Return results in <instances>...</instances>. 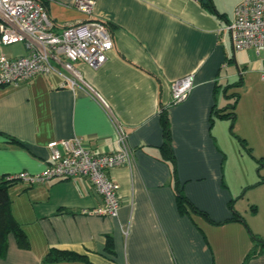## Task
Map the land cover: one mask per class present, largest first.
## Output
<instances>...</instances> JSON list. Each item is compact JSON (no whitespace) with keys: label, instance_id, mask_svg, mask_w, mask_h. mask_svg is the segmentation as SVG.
<instances>
[{"label":"crops","instance_id":"crops-1","mask_svg":"<svg viewBox=\"0 0 264 264\" xmlns=\"http://www.w3.org/2000/svg\"><path fill=\"white\" fill-rule=\"evenodd\" d=\"M44 1L57 28L106 22L115 49L98 70L77 64L89 88L72 90L57 75L0 87V179L43 173L54 141L78 137L94 153H116L120 128L133 160L111 171L122 202L117 218L84 213L103 203L85 179L10 187L12 213L31 247L20 248L10 235L0 264H46L51 250L89 262L56 264H244L254 242L244 223L229 221L231 203L264 239V184L242 197L264 176V51H235L226 30L244 0H93L91 16L76 8L78 0ZM209 1L222 17L206 8ZM28 54L23 44H0V56ZM190 75L194 90L174 104L173 83ZM239 80L242 87L224 91ZM234 92L240 98L232 132L230 120L212 125L211 115ZM163 112L175 174L161 154ZM233 133L263 160L261 172ZM179 187L202 214L180 212ZM109 238L115 255L106 251ZM249 264H264V254Z\"/></svg>","mask_w":264,"mask_h":264},{"label":"built area","instance_id":"built-area-1","mask_svg":"<svg viewBox=\"0 0 264 264\" xmlns=\"http://www.w3.org/2000/svg\"><path fill=\"white\" fill-rule=\"evenodd\" d=\"M75 6L91 16L95 2L78 0ZM226 30L235 51H264V0L242 1ZM0 44L5 47L23 44L29 53L21 57L0 56V87H18L37 76L57 75L63 79V85L72 90L89 88L77 64L84 63L98 70L115 49L114 36L106 22L93 19L57 28L42 0H0ZM194 87V75L174 82V104L186 101ZM119 130L121 147L116 153H94L78 137L54 141L48 145L51 164L43 173L23 172L7 180L36 186L46 181L85 179L102 197L103 203L84 213L117 218L122 202L111 171L129 166L133 160L126 135L121 128Z\"/></svg>","mask_w":264,"mask_h":264},{"label":"trees","instance_id":"trees-1","mask_svg":"<svg viewBox=\"0 0 264 264\" xmlns=\"http://www.w3.org/2000/svg\"><path fill=\"white\" fill-rule=\"evenodd\" d=\"M42 1L46 5V2L44 0ZM205 6L206 8L211 10L216 15L222 17L218 13L214 4L211 1H209ZM109 29L111 30V32H113L110 26H109ZM242 85H243V81L239 80V82L227 85L224 88V91L228 92L229 89L240 88L242 87ZM227 97L230 103L226 107L218 108V106H215L214 109L212 110L211 124L213 125L214 122L218 119L230 120L231 126H232V132H233L234 124L237 118L236 107L239 102L240 94L238 92H234L232 94H228ZM161 122H162L163 130H164V137H165L164 145L161 147V154L166 161L172 164L173 169H174V174H175L176 173V156L172 148V144H171V141H172L171 125H170L168 116L165 112L162 113ZM235 137L238 139L240 145L247 151V153L251 157L256 159L253 153V150L249 146L248 142L245 139L237 135H235ZM12 141L14 142V140ZM256 161L259 165L258 169L261 172L262 166H263V160L256 159ZM7 178L8 177H4L0 179V261L4 259L7 255L10 235L16 236L20 248L28 250L31 247V244H30V241L27 235L25 234L21 225L17 222V220L15 219L12 213V201L9 196V188L12 187L14 184L18 183L19 181H16V180L8 181ZM262 184H264V176H262L261 180L257 182L256 184L245 188V190L242 193V197L245 195V193L248 190L255 188L259 185H262ZM177 196H178V207L182 214L188 213L189 211L188 208L193 209V211H195L196 213L202 214L201 211L197 210L192 205V203L185 196V194L183 193L180 187L177 189ZM230 207L233 209L234 216L229 221L244 223L247 229L249 230L252 240L254 242V247L252 251L248 254V256L246 257L244 261V264H249L256 257L264 254V239L251 231L244 217L238 211L235 210L233 203H231ZM253 211L256 212L257 209L253 207ZM106 251L109 254L115 255L114 242L111 238L108 239ZM72 262L89 263L86 256H82L74 252L60 251V250H51L44 260V263L46 264L72 263Z\"/></svg>","mask_w":264,"mask_h":264},{"label":"rangeland","instance_id":"rangeland-1","mask_svg":"<svg viewBox=\"0 0 264 264\" xmlns=\"http://www.w3.org/2000/svg\"><path fill=\"white\" fill-rule=\"evenodd\" d=\"M264 174V173H263ZM260 217L261 218H264V212H262L261 214H260Z\"/></svg>","mask_w":264,"mask_h":264}]
</instances>
